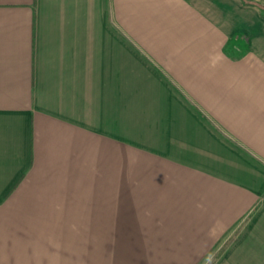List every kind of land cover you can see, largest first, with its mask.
Listing matches in <instances>:
<instances>
[{"label":"crops","instance_id":"1","mask_svg":"<svg viewBox=\"0 0 264 264\" xmlns=\"http://www.w3.org/2000/svg\"><path fill=\"white\" fill-rule=\"evenodd\" d=\"M122 202L264 264V0H0V264L98 263Z\"/></svg>","mask_w":264,"mask_h":264},{"label":"rangeland","instance_id":"2","mask_svg":"<svg viewBox=\"0 0 264 264\" xmlns=\"http://www.w3.org/2000/svg\"><path fill=\"white\" fill-rule=\"evenodd\" d=\"M117 205L116 229L100 231L99 240L91 231V257L101 259L98 263L91 264H171L162 259L165 247H162L161 231L147 229L144 216L139 219L130 213L129 203ZM98 241L99 245L96 244ZM223 252L224 247L211 256L208 262L203 263L217 264Z\"/></svg>","mask_w":264,"mask_h":264}]
</instances>
